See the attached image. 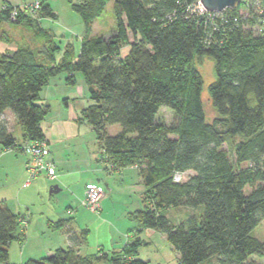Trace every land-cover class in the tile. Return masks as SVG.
<instances>
[{
    "label": "trees",
    "instance_id": "1",
    "mask_svg": "<svg viewBox=\"0 0 264 264\" xmlns=\"http://www.w3.org/2000/svg\"><path fill=\"white\" fill-rule=\"evenodd\" d=\"M110 1H70L86 35L78 54L68 44L60 61L55 55L61 48L41 27L44 19H58L48 0L35 18L21 7L1 10L0 29L11 22L48 40L41 51L22 45L0 53V153L23 154L25 145L45 140L42 123L50 108L41 103V91L63 73L74 85V74L80 73L90 105L79 122L95 132L101 162L117 172L136 167L146 187L149 206L133 214L138 233L166 237L180 264H204L212 257L219 264H256L253 257H264V242L253 236L264 220V0H257L255 31L246 30L238 13L246 0L223 13L201 11V0H115L116 30L108 38L91 37ZM127 46L130 51L122 56ZM205 59L214 64L208 87L217 115L213 122L205 114V82L197 68ZM162 108L174 112L178 122H161ZM7 111L22 128L21 140L9 131ZM113 126L121 128L116 135L109 134ZM224 145L233 151L235 164ZM190 172L186 181H174L176 174L184 178ZM180 207L200 214L171 222L165 210ZM20 221L0 202V263L9 264ZM67 233L71 247L24 264H149L139 259L144 242L138 236L118 252L82 255L79 248L89 231Z\"/></svg>",
    "mask_w": 264,
    "mask_h": 264
},
{
    "label": "crops",
    "instance_id": "2",
    "mask_svg": "<svg viewBox=\"0 0 264 264\" xmlns=\"http://www.w3.org/2000/svg\"><path fill=\"white\" fill-rule=\"evenodd\" d=\"M23 4L27 5L24 0H0V12L5 5L21 7L24 6ZM23 27L28 31L33 30ZM36 35L42 34L36 33ZM9 43L11 41L1 35L0 53H13L20 47L17 45L11 49L10 45H5ZM67 77L68 75L63 73L51 78L40 93L41 103L50 108L49 114L42 123V129L50 149L48 159L54 164L57 177L50 180L42 174L35 183L24 188L28 178L25 170V155L14 150L0 153V193L10 191L13 195L12 205L7 199L0 202H5L15 215L21 217L15 233L18 239L12 242L9 249V264H24L29 260H40L49 257L59 249L71 247L68 229H73L77 233L88 230L89 236L91 228L95 226L100 228L103 225L106 227L107 222L103 218L107 215V203L112 200L115 188L107 184L104 177H124L127 173L132 174L134 171L139 174V170L135 167L117 172L113 171L107 163L101 162L102 151L95 132L85 122H79L83 110L90 105V95L84 78L80 73H75V83L69 85ZM4 118L8 121L9 131L14 136L19 126L18 122L9 111L5 112ZM22 136L23 131L18 140H21ZM138 181L141 185L140 175ZM89 183L105 184L108 189L101 201L99 215L83 206L85 189ZM50 184L58 186V193L61 196L55 199L57 208L46 212L41 208L37 209L36 202H33L32 198L36 196V193H38L37 196H41L46 192V188L54 187ZM54 196L55 194L50 195L52 199ZM49 205L51 207V203ZM60 222H64L65 225L58 227ZM139 230V228L135 229L136 233L133 232V236L130 230L125 232L111 226L108 242L97 244L96 252L112 254L122 250L135 236H140ZM87 241L79 248L82 255L90 254Z\"/></svg>",
    "mask_w": 264,
    "mask_h": 264
},
{
    "label": "rangeland",
    "instance_id": "3",
    "mask_svg": "<svg viewBox=\"0 0 264 264\" xmlns=\"http://www.w3.org/2000/svg\"><path fill=\"white\" fill-rule=\"evenodd\" d=\"M27 5L21 6V9L25 14L31 16L30 10L28 9L35 0H24ZM50 5L57 15L58 19L56 21L50 19H44L41 22V27L48 30L53 36L55 43L61 48L55 55L57 61H60L64 49L68 44H72L76 53L78 54L82 38L86 35L85 26L83 24L80 16L75 13L70 5V1L77 3L78 0H48ZM115 0H111L105 9L104 14L95 20L92 26L91 37H110L116 30V19L114 16V5ZM44 2V0H43ZM252 5L251 7L249 5ZM261 4V3H260ZM259 4L257 0H246L245 4H240L238 7V13L243 16L245 20L246 30L252 29L257 30V27L251 22L254 18V15L258 12ZM262 7V6H261ZM1 35L5 39H9L11 43L5 44L6 46L10 45V48L20 47L22 45L33 46L38 48L39 51L43 49V43H46L48 39L43 36L36 35L35 30L28 31L23 26H18L12 24L11 22L3 23L0 29ZM25 43V44H24ZM130 51L129 46L124 47L121 51L122 56L128 55ZM40 59H43L42 54ZM200 74L202 75L205 88L203 91V104L204 110L209 122H213L217 118L216 112L212 107L210 98L208 95V87L214 81V64L211 60L205 59L197 66ZM158 118L161 122L171 125L178 122V117L168 108H162L158 114ZM110 135H116L121 131L120 126H113L109 128ZM22 129L18 126L16 128L14 137L20 139ZM222 150L228 153L229 159L232 163L235 164L236 160L231 150L230 146L224 145ZM136 168V167H135ZM194 173L190 172L184 174L183 181H186L189 176ZM139 174L134 171L132 174L127 173L124 177L115 176L114 178H105L107 184L115 188V192L112 194V200H109L107 203V215H104L103 219H106V227H93L91 228V233L88 236L87 246L90 254L96 252L97 244L101 242H108V235L110 234L111 226L117 228L121 231H132L130 234L134 236L135 229L139 228L136 220H133V214L139 210H144L146 206H149V203L144 202V196L146 194V187L139 184ZM36 181L32 182L35 183ZM105 186V184H103ZM54 186V184H50ZM49 190V191H48ZM50 190L46 188V192L41 195L32 198L33 202H36L37 209H43L46 212H50V209L57 208L56 200L60 198L61 194H55L53 199L50 197ZM108 189L105 187V194L101 198L99 205L101 204L102 199L106 196ZM250 191V190H248ZM85 198V197H84ZM4 199L8 200V203L12 205L13 195L10 191H4L0 193V201ZM51 203V207L50 204ZM101 208V206H100ZM100 208L99 213L100 214ZM36 209V211H38ZM203 210V208H201ZM196 214H200V211H193L188 208H169L165 210V215L173 223H178L180 221L186 220L188 217ZM108 227V228H107ZM134 232V233H133ZM129 234V236H130ZM144 244L139 248V259L149 263V264H180V260L177 257V253L173 250L171 244L167 241L166 237L162 236L159 232L143 231L139 233ZM253 236L258 240L264 242V220L259 225V227L253 232ZM252 260L256 264H264V257H253ZM3 264V263H0ZM204 264H219L216 257H212L208 262Z\"/></svg>",
    "mask_w": 264,
    "mask_h": 264
},
{
    "label": "built area",
    "instance_id": "4",
    "mask_svg": "<svg viewBox=\"0 0 264 264\" xmlns=\"http://www.w3.org/2000/svg\"><path fill=\"white\" fill-rule=\"evenodd\" d=\"M43 0H35L33 4L29 6L31 16L36 17L40 11ZM201 5V3H200ZM201 11H206L201 5ZM208 12V11H207ZM215 13V12H214ZM18 12L14 11L11 15L12 21L17 18ZM23 154L26 157L25 170L28 178L24 184V188L29 187L32 182L36 181L39 176L45 174L50 180H54L57 177L54 164L48 159L50 155V149L46 140H41L33 143H29L24 146ZM175 182L183 181V176L176 174L174 176ZM105 194V186L101 183H89L85 189V198L83 206L91 212L98 214L100 208V200Z\"/></svg>",
    "mask_w": 264,
    "mask_h": 264
},
{
    "label": "water",
    "instance_id": "5",
    "mask_svg": "<svg viewBox=\"0 0 264 264\" xmlns=\"http://www.w3.org/2000/svg\"><path fill=\"white\" fill-rule=\"evenodd\" d=\"M242 0H201L200 3L208 12L223 13L227 9H234ZM58 186H54L50 190V194H57Z\"/></svg>",
    "mask_w": 264,
    "mask_h": 264
}]
</instances>
